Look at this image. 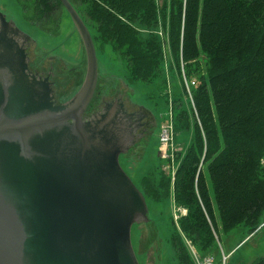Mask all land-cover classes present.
<instances>
[{
	"label": "trees",
	"instance_id": "trees-1",
	"mask_svg": "<svg viewBox=\"0 0 264 264\" xmlns=\"http://www.w3.org/2000/svg\"><path fill=\"white\" fill-rule=\"evenodd\" d=\"M68 1L93 25L102 46L125 59L132 82L152 81L162 47L187 71L206 59L207 74L191 91V112L182 115L192 138L171 184L175 205L186 212L179 230L202 255L212 252L219 225L224 232L240 225L254 232L264 213V0H169L162 45L142 40L132 27L156 23L154 0ZM17 2L28 23L56 35L58 0ZM142 186L154 202L170 193L169 179ZM175 241L177 263L192 264Z\"/></svg>",
	"mask_w": 264,
	"mask_h": 264
},
{
	"label": "water",
	"instance_id": "water-1",
	"mask_svg": "<svg viewBox=\"0 0 264 264\" xmlns=\"http://www.w3.org/2000/svg\"><path fill=\"white\" fill-rule=\"evenodd\" d=\"M58 1L86 55L69 101L55 104L28 72L27 45L24 53L4 43L0 57V264H138L130 230L147 208L118 164L123 105L109 97L107 116L83 117L96 87L95 47L75 8Z\"/></svg>",
	"mask_w": 264,
	"mask_h": 264
},
{
	"label": "rangeland",
	"instance_id": "rangeland-1",
	"mask_svg": "<svg viewBox=\"0 0 264 264\" xmlns=\"http://www.w3.org/2000/svg\"><path fill=\"white\" fill-rule=\"evenodd\" d=\"M154 4L158 11L156 23L144 27L136 22L132 27L142 40H155L162 45L170 1L154 0ZM74 7L92 37L97 62L94 97L85 117L97 107L101 109L106 98L115 96L122 102L124 112L136 110L143 114V128L148 133L141 142L118 157L121 170L141 193L147 208L146 222L136 223L130 230L131 246L138 264H178L172 245L174 239L186 247L192 264H195L192 250L197 258L210 256L214 264H222L221 253L227 256L230 252L224 264L258 263L264 258V227L251 233L249 228L240 225L224 232L219 225L212 252L208 255L198 252L179 230L178 222L186 212L175 205L171 184L178 157L184 154L192 138L191 124L185 125L182 115L191 112V91L207 74L206 59L201 56L187 71L181 63L175 64L169 51L162 47L161 63L152 81L132 82L125 59L110 46H102L93 25L77 5ZM0 11L29 38L25 54L28 70L48 78L55 104H64L79 90L86 72L85 50L66 11L61 6L56 35L42 33L28 23L17 0H0ZM162 128L170 135L166 148L160 145ZM167 179L170 180L167 198L154 202L145 196L142 182L157 186ZM259 221L260 226L264 222V213Z\"/></svg>",
	"mask_w": 264,
	"mask_h": 264
},
{
	"label": "flooded vegetation",
	"instance_id": "flooded-vegetation-1",
	"mask_svg": "<svg viewBox=\"0 0 264 264\" xmlns=\"http://www.w3.org/2000/svg\"><path fill=\"white\" fill-rule=\"evenodd\" d=\"M28 42H29L28 36L26 34H24L23 32H20L18 30V28L14 25V23L12 21L6 19L4 14H2L0 11V57H3L5 55L4 43L7 44L6 48H10L8 46L13 44L17 49H20L21 51L24 52ZM27 62H28V60H27ZM28 72L32 75V77H34V79L44 81L48 84V78H41L42 74L37 75L38 73H36V72L31 73L29 70H28ZM47 75L49 76V74H47ZM48 86H50V85L48 84ZM93 97L94 96H92V99H93ZM92 99L90 100V102H89V104H88V106H87V108L83 114L84 118L90 119L91 117L93 118L100 113H103L105 116H107L110 113V111L114 108V106L111 103L104 102L103 107L101 109L100 108L98 109V107H97L94 110V112L89 115V117H85L86 113H88V111H89L88 108H89L90 103L92 102ZM68 100H66V101H68ZM124 115L126 117L124 118V116H123V118H120L119 122H120V126H122L125 123L124 128H126V130L123 129V134L125 135L124 140L126 142V145H125V148L123 150H121L122 153L120 155L128 152L130 150L131 146L141 142L148 134L146 132V130L143 128L144 122H142L141 114H137L134 116L133 114H129V113L124 112ZM144 222H146V221H144Z\"/></svg>",
	"mask_w": 264,
	"mask_h": 264
},
{
	"label": "built area",
	"instance_id": "built-area-1",
	"mask_svg": "<svg viewBox=\"0 0 264 264\" xmlns=\"http://www.w3.org/2000/svg\"><path fill=\"white\" fill-rule=\"evenodd\" d=\"M159 133H160L159 134L160 145H161V147L164 146L166 148L168 142L170 141L169 132L167 131L166 128L164 130L162 128ZM260 164L262 167H264V156L262 157ZM263 226H264V223L257 230H259ZM192 255L195 258V264H214L213 259L210 256H203L201 258H197L196 254L193 250H192ZM227 256H225L223 253H221V263L222 264H224V262L226 261Z\"/></svg>",
	"mask_w": 264,
	"mask_h": 264
},
{
	"label": "bare ground",
	"instance_id": "bare-ground-1",
	"mask_svg": "<svg viewBox=\"0 0 264 264\" xmlns=\"http://www.w3.org/2000/svg\"><path fill=\"white\" fill-rule=\"evenodd\" d=\"M78 15H79V14H78ZM91 38H92V37H91ZM92 41H93V40H92ZM51 92H52V91H51ZM51 94H52V93H51ZM70 99H71V98H70ZM70 99H69V100H70ZM69 100H68V101H69ZM65 102H67V101H65ZM62 105H63V104H62ZM137 190H138V189H137Z\"/></svg>",
	"mask_w": 264,
	"mask_h": 264
},
{
	"label": "crops",
	"instance_id": "crops-1",
	"mask_svg": "<svg viewBox=\"0 0 264 264\" xmlns=\"http://www.w3.org/2000/svg\"><path fill=\"white\" fill-rule=\"evenodd\" d=\"M231 254V252L229 253V255Z\"/></svg>",
	"mask_w": 264,
	"mask_h": 264
}]
</instances>
